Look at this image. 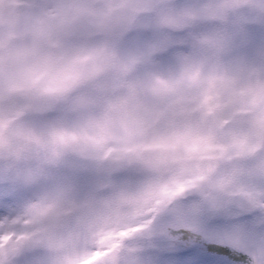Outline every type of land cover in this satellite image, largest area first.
I'll use <instances>...</instances> for the list:
<instances>
[{
  "label": "snow or ice",
  "instance_id": "1",
  "mask_svg": "<svg viewBox=\"0 0 264 264\" xmlns=\"http://www.w3.org/2000/svg\"><path fill=\"white\" fill-rule=\"evenodd\" d=\"M0 264H264V0H0Z\"/></svg>",
  "mask_w": 264,
  "mask_h": 264
}]
</instances>
